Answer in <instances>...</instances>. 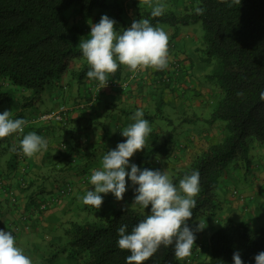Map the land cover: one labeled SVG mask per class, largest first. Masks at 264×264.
I'll use <instances>...</instances> for the list:
<instances>
[{
	"label": "trees",
	"instance_id": "obj_1",
	"mask_svg": "<svg viewBox=\"0 0 264 264\" xmlns=\"http://www.w3.org/2000/svg\"><path fill=\"white\" fill-rule=\"evenodd\" d=\"M163 3V15L152 16L153 6H136L133 15L128 16L120 0H0V84L28 91L21 103L25 106L40 101L51 83L60 84L71 61H83L73 72L82 81L90 66L79 43L91 30V22L98 23L105 14L116 21L114 27L118 31L140 18L161 28L200 22L202 58L212 64L208 77L215 82L220 97L209 119L222 121L225 134L177 172V177L196 170L200 173L201 190L188 221L196 234L192 254L181 260L175 256L173 246L161 245L144 264H233L236 251L244 264H255V256L264 251V225L253 227L232 217L219 219L223 200L218 185L232 170L248 172L252 168L253 144L264 146V0H241L240 4L234 0ZM169 7H179L180 13ZM198 8L204 11L200 13ZM71 11L75 12V21H70ZM119 68L110 76L114 80L121 77ZM9 91L0 92V103L10 99ZM158 150L167 155L162 147L153 148L149 154ZM18 152L24 156L19 149ZM11 189L7 184L1 185L3 193ZM41 201H46V196L39 198L34 212L40 211ZM147 213L139 207L120 206L109 212L102 209L92 219L72 220L64 229L68 246H63L61 252L75 264H127L130 253L119 248L118 229L127 224L131 231ZM206 218L215 225L201 242L198 238L202 232L196 230V224L204 225Z\"/></svg>",
	"mask_w": 264,
	"mask_h": 264
},
{
	"label": "crops",
	"instance_id": "obj_2",
	"mask_svg": "<svg viewBox=\"0 0 264 264\" xmlns=\"http://www.w3.org/2000/svg\"><path fill=\"white\" fill-rule=\"evenodd\" d=\"M120 1L125 7L129 5L134 10L136 6L150 7L172 0H151V3L149 0ZM176 12L180 13L179 7ZM92 24L93 21L91 26ZM187 26L189 25L162 27L169 35V61L178 60L181 63L179 70H173L170 62L164 70L147 68L132 71L121 65L120 79L110 77L105 86L88 78L86 74L79 81L73 75L75 69L67 71L60 84L51 83L46 87L43 100L34 102L32 112L25 117L27 123L24 134L35 131L44 136L48 142L47 150L32 157H20L18 149L23 138L21 133L10 135L7 147H0V229L13 233L17 244L31 256L33 264L53 256L57 250L56 243L61 242L62 237L51 236L49 230L59 225V218L70 221L89 219L86 214L90 213V208L82 202V197L89 188L94 187L90 183L92 170L101 167L102 156L108 150L114 149L126 139L121 131L133 122L131 117L138 108L143 110L144 118L150 121L152 127L145 148L130 158L141 168L146 165L147 168L163 169L170 176L185 169L198 153L223 138L224 124L204 116L207 107L215 105L220 98L217 86L208 77L212 64L204 61L199 54L198 43L191 40L193 32ZM90 32L91 30L85 32V39ZM78 62L79 67L83 65V61ZM166 76L167 79L164 78ZM43 102H51L53 105L39 107ZM61 107L67 110L65 123L38 119L43 112ZM170 109L178 119L184 121L177 131L169 132L163 128L165 125L162 122L166 121L170 127L173 126ZM3 111L0 109V112ZM197 111L201 116L197 115ZM174 132L176 140L172 138ZM161 143L170 147L166 151L167 155L163 156L165 161L156 153L149 154L153 148L162 147ZM3 152L8 153V157H3ZM257 167L254 164L252 169L258 178L256 184L252 183V179H247L254 188H246L242 194L247 203L239 204L231 195V190L227 194L223 193L219 219L239 216L240 221L249 223L254 218L256 206L264 205L262 197L257 196L262 191L257 182L264 183V166ZM67 182L72 185L69 194L60 197L58 202L52 203L43 211H33L39 198L51 193L55 186ZM173 182L178 185L179 180L173 178ZM3 183L14 189L17 204L6 200L7 195L1 191ZM129 185L122 200H116L112 193L101 194L105 201L114 202L112 205H105L103 209L106 212L120 206L138 207L133 203L135 186H131L130 181ZM24 198L26 201H23ZM150 207L149 205L145 211L150 212ZM40 212L43 213L42 216ZM25 213L31 222L30 230L24 229V222L20 219ZM57 214L61 217L58 218ZM206 219L207 223L204 225L197 222L196 230L200 224L203 228L198 231L207 227L206 231H212L215 224L211 218ZM37 226L44 229V235H35L40 241L33 237L22 245L20 233H32L37 230ZM44 264L52 262L45 260Z\"/></svg>",
	"mask_w": 264,
	"mask_h": 264
},
{
	"label": "clouds",
	"instance_id": "obj_3",
	"mask_svg": "<svg viewBox=\"0 0 264 264\" xmlns=\"http://www.w3.org/2000/svg\"><path fill=\"white\" fill-rule=\"evenodd\" d=\"M234 2L240 4L241 0ZM197 11L202 13L204 9ZM163 14V3L153 5L152 16ZM115 24L113 18L102 15L99 22L91 26L88 38L79 43L90 66L86 72L88 78L105 86L121 65L132 71L164 70L169 66V35L163 28L154 26L147 18L133 20L123 31H118ZM131 120L133 122L121 131L126 139L108 150L102 156L101 167L92 170L90 183L94 187L86 191L82 202L98 210L104 200L101 194L112 193L116 200H122L130 181L131 186H135L133 203L143 211L151 207L131 231L127 224L118 229L117 244L130 253L126 257L127 264H144L161 245L173 246L175 256L182 260L192 254L196 241L195 231L188 221L193 217L196 197L201 190L200 173L196 170L186 174L177 185L163 169L141 168L132 162L130 158L148 143L152 127L142 109L138 108ZM26 123L23 117L13 118L11 110L0 112V138L23 134L19 150L32 157L47 150L48 142L35 131L24 134ZM202 228L199 224L197 230ZM254 259L255 264H264V251ZM0 264H33L13 233L4 229H0ZM233 264H244L239 251L233 254Z\"/></svg>",
	"mask_w": 264,
	"mask_h": 264
},
{
	"label": "rangeland",
	"instance_id": "obj_4",
	"mask_svg": "<svg viewBox=\"0 0 264 264\" xmlns=\"http://www.w3.org/2000/svg\"><path fill=\"white\" fill-rule=\"evenodd\" d=\"M165 5H166V3H165ZM169 9L172 10V11H176V9L173 8V7H169ZM67 13H68V11L66 12V14ZM126 13H127L128 16H130V15L132 16L133 15L134 10H132L131 6H129V5L126 6ZM69 17H70V21H75V12L71 11L69 13ZM187 27L189 28V30H191L193 32L191 40L194 39L192 41H196L198 43V48H199V51H200L199 54L202 56L203 53H202L201 49L203 48V44L204 43L202 41V34H203L202 28L203 27H202L201 23L197 22V23H194V24H190ZM85 36H86V34H84L83 40L85 39ZM86 64L89 66L88 63H86ZM78 68H79V62L78 61H71L68 71L71 72L73 69H78ZM214 85H216V84H214ZM8 89H10L9 93H10L11 97H9L10 99L7 98L8 100L6 99L2 103H0V109L1 110H11L12 114H13V118L23 117L25 119V117H27L28 114L30 112H32V110H33V103H28L25 106H21L22 101L25 100L24 96L28 94V91H26V90L24 91L22 89L20 90V89H18L16 87H12V86L10 87V86H8L6 84L5 86H1L0 87V92H2L4 90L7 91ZM44 95H46V91L43 93L42 96H44ZM41 100H43V99L41 98ZM43 103L44 104L40 103L39 107H45V106H52L53 105V103H51V102H43ZM214 106L215 105L207 107V109L204 111L205 118H209L211 116V113H212V110H213ZM166 110H167V112H169V108L168 107H166ZM170 111H171V113H170V117L171 118L170 119L173 121V126L170 127V124H168L167 121H166V122H162L165 125V127H163V128H165L169 132H172V130H174V131L176 130L177 131L179 129V127H180L179 125H182L184 123V121L181 118L178 119L176 117V114H174L171 109H170ZM197 115H200V113L198 111H197ZM218 121L222 122L220 120H218ZM162 137H164V136H162ZM5 138H7V139H5ZM5 138L0 140V147L1 146L7 147V143L10 141V139H9V136H7ZM172 138L174 140H176L175 132H174ZM161 146H162V149L165 147L164 150L168 151L170 149L169 145H167V144H162L161 143ZM155 153L160 156V159H162V160L164 159L163 155L160 154L159 150H158V152H155ZM2 156L3 157H8V153L3 152ZM250 156H251V159H252V168L249 170V172L251 171L250 173L249 172H245L244 169L243 170L242 169L232 170V171H230L228 173V175L226 177L222 178L219 181L218 191H219L220 195L222 196V199H223V193L227 194V192L231 190L230 191L231 195L233 197H235V199L238 201L239 204L240 203L241 204L247 203V199H246L245 195H242V194H243V192L245 193L246 188L247 189L249 187H251L252 189L254 188L252 186V183L256 184L255 181L258 178H257L255 172H252V169H253V165L254 164H256L258 167L259 166H262V167L264 166V146L253 144V146H252V148L250 150ZM164 161H165V159H164ZM177 170H179V169H177ZM173 171H172V173H173ZM177 172L178 171H176L172 175H170V178L172 179V181H173V178H175L177 180H180V179L183 178V177H177L178 176ZM248 178L252 179V183L247 180ZM46 184H48V183H46ZM257 186L262 189V191L260 193H258L257 196H261L262 197V201L264 202V183L257 182ZM234 189L237 190V193L234 192L235 191ZM221 190L224 191V192H222ZM23 201H26V199L24 198ZM112 203L114 204V202H107V201L103 200V203H102V205L100 206V208L98 210L95 209L94 207H92L91 205H88L89 208H90L89 209L90 213L86 214L87 217L89 219H92V218L98 216L99 213L101 212V210L105 207V205H107V204L108 205L109 204L112 205ZM42 214L43 213H41V216H42ZM57 216H58V218L61 217V215H59V214H57ZM232 218L237 220V221L241 220V218L239 216L238 217H232ZM59 220H60L59 221V225H57V226L51 228V230H49V233H50L51 236H53V237L57 236L59 238L62 237L61 238V242H59V243L57 242L56 243L58 245L56 251H58V252L55 251L53 256L48 257L45 260L48 261V262L51 261L52 264H75V261L69 260L66 257V254L61 252L63 246L67 245L68 241H69L64 235V229L66 228L67 225H69L70 220H66V219L62 220L61 218H59ZM34 223H36V222H34ZM249 224H251L253 227H261V226L264 225V205L259 204V206H256V209L254 210V218H253L252 221L251 220L249 221ZM206 229H208V227L203 229L204 231L203 230L201 231L202 232L201 236L198 238V240L201 241V242L205 241L206 236L209 235V231L208 230L206 231ZM36 234L44 235V229L41 226H37V230L32 232V233H26L25 231L21 232L20 233L21 244L24 245L23 244L24 241L28 243V240L33 238V237H34V240L40 241V239H38V237H35ZM45 260L42 259V260L36 262L35 264H44Z\"/></svg>",
	"mask_w": 264,
	"mask_h": 264
},
{
	"label": "built area",
	"instance_id": "obj_5",
	"mask_svg": "<svg viewBox=\"0 0 264 264\" xmlns=\"http://www.w3.org/2000/svg\"><path fill=\"white\" fill-rule=\"evenodd\" d=\"M170 65L172 66L173 70H179L181 63L176 60L173 59L170 61ZM165 79H167V76L164 77ZM66 115H67V110L64 107H61L59 109L56 110H52L46 113H42L38 119L40 121H57V122H62L66 119ZM24 185V184H23ZM21 187V186H20ZM72 191V185L70 183H63L60 184L58 186H55V189L51 192V193H46V201H41L40 202V206H39V210H44L46 209L49 205H51L54 202H58V199L60 197L65 196L66 194L70 193ZM4 193L7 195V198L12 202H17V198H16V193L14 191V189H11L9 191H4ZM21 220H23L24 222V229L25 230H30L31 229V222L30 219L27 217V214H22L21 215Z\"/></svg>",
	"mask_w": 264,
	"mask_h": 264
}]
</instances>
